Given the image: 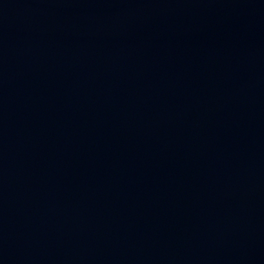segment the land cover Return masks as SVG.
<instances>
[{
	"label": "water",
	"instance_id": "95a60500",
	"mask_svg": "<svg viewBox=\"0 0 264 264\" xmlns=\"http://www.w3.org/2000/svg\"><path fill=\"white\" fill-rule=\"evenodd\" d=\"M0 264H264V0H0Z\"/></svg>",
	"mask_w": 264,
	"mask_h": 264
}]
</instances>
